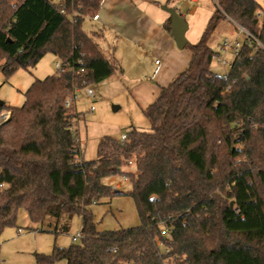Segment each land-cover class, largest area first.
Instances as JSON below:
<instances>
[{"label":"trees","instance_id":"1","mask_svg":"<svg viewBox=\"0 0 264 264\" xmlns=\"http://www.w3.org/2000/svg\"><path fill=\"white\" fill-rule=\"evenodd\" d=\"M104 0H0V70L9 80L51 53L63 73L35 80L25 103L0 128V237L24 211L81 238L38 255V264H264V16L256 0H215L200 41L187 44V70L143 110L151 131L132 127L126 142L101 140L81 159L76 91L122 72L84 29ZM222 22L250 36L227 73L213 72L210 39ZM171 32V18L165 25ZM81 60V63L79 62ZM84 69L83 73L80 70ZM5 107V105H4ZM134 162L136 171L125 166ZM132 183L141 225L98 232L92 206L116 192L108 177ZM51 225V224H50ZM1 264V263H0Z\"/></svg>","mask_w":264,"mask_h":264},{"label":"rangeland","instance_id":"2","mask_svg":"<svg viewBox=\"0 0 264 264\" xmlns=\"http://www.w3.org/2000/svg\"><path fill=\"white\" fill-rule=\"evenodd\" d=\"M60 4L64 0H52ZM149 8L164 12L163 7L175 8L182 14L187 25V41L190 45L197 44L210 18L217 10L215 0H137ZM195 1V2H193ZM262 13L260 23L264 16V0H256ZM165 13V12H164ZM166 14V13H165ZM84 29L89 34L102 32L103 28L91 19L84 23ZM225 40L237 41L243 45L247 41L244 32L237 31L228 22H222L210 39V46L219 53L217 58L227 61V65L213 59L211 68L218 75L229 73L230 66L235 59L233 51L226 52L222 49ZM105 56L109 57L111 39L110 35L96 39ZM191 54L188 48L180 50ZM163 61L160 57H152L147 60L146 68L152 73L155 68V61ZM57 58L47 53L38 65L30 70L20 69L9 80H6L0 70V102L6 108L19 109L25 103V93L35 80H43L57 73ZM151 77L152 74H149ZM95 91V97H87L85 90L77 93L78 99L74 104L73 112L78 114L74 121V128L77 131V138L80 141L82 151L81 159L95 161L98 158V147L102 139L106 137L120 141L124 134H127L132 127L142 131L150 132L151 126L145 117L144 101H139L135 94V86L129 83L120 74L114 76L111 81L104 84L91 86ZM146 105V104H145ZM114 106L120 109L115 112ZM127 172H135V163L132 162L124 168ZM105 185L119 186L122 194H115L111 198L102 200L99 204L92 206L96 230L98 232L116 231L121 229L136 228L141 225L134 199L128 194L132 190V183L125 180L123 176L108 177L103 180ZM51 224V225H50ZM82 218L75 215L68 233H55L56 222L49 221L44 225H36L31 222L24 211L18 216L15 227L4 230L0 237V263L1 264H38V255H51L54 248H68L75 242L72 236L80 233ZM19 229L22 232H19ZM56 264H67L62 260Z\"/></svg>","mask_w":264,"mask_h":264},{"label":"crops","instance_id":"3","mask_svg":"<svg viewBox=\"0 0 264 264\" xmlns=\"http://www.w3.org/2000/svg\"><path fill=\"white\" fill-rule=\"evenodd\" d=\"M164 12L137 0H104L99 19L94 21L103 28L100 38L110 35L109 58L115 57L122 69L118 74L134 84L138 100L144 101V109L155 101L162 88L170 86L187 70L192 59L191 54L180 52L171 32L166 30L165 25L171 17ZM152 57H160L163 61H155V68L149 73L146 64Z\"/></svg>","mask_w":264,"mask_h":264},{"label":"built area","instance_id":"4","mask_svg":"<svg viewBox=\"0 0 264 264\" xmlns=\"http://www.w3.org/2000/svg\"><path fill=\"white\" fill-rule=\"evenodd\" d=\"M99 19V16L98 15H95L93 17V21H98ZM241 32H244L247 37H249L250 35L244 31L243 29H240ZM241 44L237 41H229V40H225L222 44V49L225 50L226 52L228 51H233V53L235 55H237L239 53V50L241 48ZM215 59L217 58L216 56L214 57ZM81 63V60L79 61ZM217 62L218 63H221L223 65H226V61L225 60H221L219 58H217ZM66 71V67H63L60 65V63L57 64V73H63ZM84 72V69H81L80 70V73H83ZM225 79H228V76L227 74L224 75ZM85 94L87 95V97H95V91L91 88V87H86L85 89ZM80 90H76L67 100H66V103H65V107L67 109H74V104L75 102L77 101L78 99V95L77 93L79 92ZM14 113V110L13 109H9V108H6V107H0V128L2 126H4L5 124H7L9 122V120L11 119L12 115ZM75 130V128H74ZM76 131V130H75ZM77 132V131H76ZM120 142L122 144H124L126 142V135H123L120 139ZM131 164V163H130ZM125 180H128L126 177H124ZM114 190L116 192H119L121 190V188L119 186H115L114 187ZM20 233L22 232V230L19 231ZM81 238V233H78L74 236H72V240L73 242H77L79 239Z\"/></svg>","mask_w":264,"mask_h":264},{"label":"water","instance_id":"5","mask_svg":"<svg viewBox=\"0 0 264 264\" xmlns=\"http://www.w3.org/2000/svg\"><path fill=\"white\" fill-rule=\"evenodd\" d=\"M163 10L166 11L168 14H170L171 17V34L176 42L177 47L180 50H183L186 48L188 41L186 38V33L188 31V25L182 17L178 10L175 8H168L167 6L163 7ZM4 103L0 102V107H3ZM119 109V106H114L113 110L117 112Z\"/></svg>","mask_w":264,"mask_h":264}]
</instances>
